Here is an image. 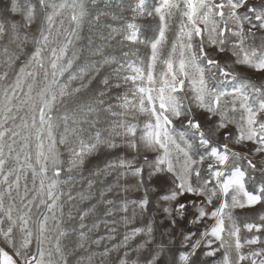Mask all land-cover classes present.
I'll return each instance as SVG.
<instances>
[{
    "label": "snow or ice",
    "instance_id": "snow-or-ice-1",
    "mask_svg": "<svg viewBox=\"0 0 264 264\" xmlns=\"http://www.w3.org/2000/svg\"><path fill=\"white\" fill-rule=\"evenodd\" d=\"M0 264H264V0H0Z\"/></svg>",
    "mask_w": 264,
    "mask_h": 264
}]
</instances>
